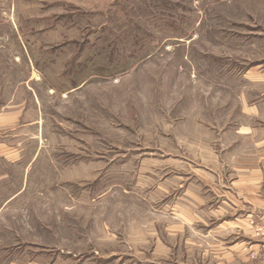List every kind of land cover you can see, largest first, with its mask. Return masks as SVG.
<instances>
[{
  "label": "rangeland",
  "instance_id": "rangeland-1",
  "mask_svg": "<svg viewBox=\"0 0 264 264\" xmlns=\"http://www.w3.org/2000/svg\"><path fill=\"white\" fill-rule=\"evenodd\" d=\"M3 114L0 264H216L199 201L259 161L232 157L264 120V0H0Z\"/></svg>",
  "mask_w": 264,
  "mask_h": 264
},
{
  "label": "crops",
  "instance_id": "crops-1",
  "mask_svg": "<svg viewBox=\"0 0 264 264\" xmlns=\"http://www.w3.org/2000/svg\"><path fill=\"white\" fill-rule=\"evenodd\" d=\"M9 115H0V129L10 125L12 116ZM236 136L249 138L252 146L240 149L235 143L232 158H258L259 161L253 166L233 167L225 176L212 171L210 190L200 197L199 202L209 206L212 214L209 221V233L214 241L211 250L217 255L213 262L264 264V234L258 241L254 240L249 226L250 221L258 225L264 218V120L257 126H247V130L237 132ZM252 151L257 152L255 157H251ZM195 197L199 199L198 195ZM248 253H253L255 258L249 256L250 260Z\"/></svg>",
  "mask_w": 264,
  "mask_h": 264
},
{
  "label": "built area",
  "instance_id": "built-area-1",
  "mask_svg": "<svg viewBox=\"0 0 264 264\" xmlns=\"http://www.w3.org/2000/svg\"><path fill=\"white\" fill-rule=\"evenodd\" d=\"M262 234H264V218H262V226H261Z\"/></svg>",
  "mask_w": 264,
  "mask_h": 264
}]
</instances>
